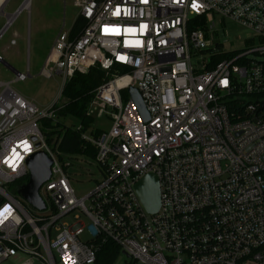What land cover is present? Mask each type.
Listing matches in <instances>:
<instances>
[{
    "label": "built area",
    "instance_id": "obj_1",
    "mask_svg": "<svg viewBox=\"0 0 264 264\" xmlns=\"http://www.w3.org/2000/svg\"><path fill=\"white\" fill-rule=\"evenodd\" d=\"M22 4L6 15L0 37ZM73 5L86 25L73 37L59 31L39 75H60L62 87L94 66L109 76L87 109L108 117L109 128L81 135L95 148L103 178L77 198L70 158L45 140L40 126L43 118L57 120L62 104L56 99L39 109L0 80V264L17 256L19 264H95L108 240L132 264H264V108L245 100L264 99L257 98L264 93V0ZM223 21L251 31L258 43L223 51L211 39ZM199 53L206 60H196ZM27 75L16 71L13 81ZM129 87L139 92L147 120ZM37 151L51 160L50 176L38 189L41 215L14 192L27 182V159ZM147 173L159 180L154 214L134 188Z\"/></svg>",
    "mask_w": 264,
    "mask_h": 264
},
{
    "label": "rangeland",
    "instance_id": "obj_2",
    "mask_svg": "<svg viewBox=\"0 0 264 264\" xmlns=\"http://www.w3.org/2000/svg\"><path fill=\"white\" fill-rule=\"evenodd\" d=\"M24 0H8L3 10L0 12V30L6 23V15L13 14ZM74 0H31L29 7L21 10L14 18L12 23L7 27L2 37H0V54L5 62L20 73H28L27 77L22 80H15V72L5 64L0 63V80L11 82V87L30 100L39 109L49 107L56 99L58 104H63L61 96L62 78L54 74L52 78L46 79L39 75L40 69L47 60L54 38L60 30L69 31L73 21L78 16V10L73 5ZM31 5L40 8L39 12L34 15L31 12ZM37 10V9H36ZM41 17L46 27L35 29V20ZM50 25V26H49ZM11 39H15V44H11ZM213 43L216 41L223 44V51H232L244 49L251 44H257L258 41L254 34L235 23L223 21L217 23L215 31L212 33ZM207 56L199 53L196 60H206ZM196 60H192L195 66L200 65ZM46 68L51 69L49 63ZM92 109L89 117L92 118V127L99 130L109 128L108 117L95 118ZM59 121L65 126L74 128L79 126V121L71 116L65 119L59 118ZM71 166L67 168L70 176V183L77 198H82L93 191L97 183L103 178V174L97 163L87 156L75 155L70 157ZM41 194L43 191L41 190ZM20 196V195H19ZM21 197V196H20ZM21 201L31 213L41 215L33 205L21 197ZM86 205L88 202H85ZM85 225H88L86 219H81ZM63 222H70L69 217H64ZM87 236L86 231L82 238ZM23 260L22 256L8 259L1 264H19ZM113 264H132L128 257L120 252ZM140 264V263H134Z\"/></svg>",
    "mask_w": 264,
    "mask_h": 264
},
{
    "label": "trees",
    "instance_id": "obj_3",
    "mask_svg": "<svg viewBox=\"0 0 264 264\" xmlns=\"http://www.w3.org/2000/svg\"><path fill=\"white\" fill-rule=\"evenodd\" d=\"M85 25V20L77 16L69 30L70 36L73 37L79 34ZM118 69L121 73L126 71L124 68ZM107 79H109V76L99 66L91 67L86 73L76 72L65 82L61 89L63 104L55 113L57 120L54 121L49 118L40 120L45 140L50 145L56 146L65 157L84 155L94 159L95 148L84 141L81 135L86 132L97 135L100 132L98 128L92 127V118L87 114V109L94 97L96 88ZM258 97L263 98L264 93ZM245 100L253 102L256 99L254 96H247ZM68 116L79 121L80 129L77 130L71 125L65 126L63 122L61 123L58 120L59 118L65 119ZM119 254V246L108 240L99 246L95 264H113Z\"/></svg>",
    "mask_w": 264,
    "mask_h": 264
},
{
    "label": "water",
    "instance_id": "obj_4",
    "mask_svg": "<svg viewBox=\"0 0 264 264\" xmlns=\"http://www.w3.org/2000/svg\"><path fill=\"white\" fill-rule=\"evenodd\" d=\"M3 64L14 71V69L6 62ZM127 92L135 104L141 118L143 120H147L148 113L137 89L129 87ZM253 103H259L258 110H262L264 108V99L255 100ZM50 165L51 160L44 152L37 151L30 155L27 159V166L29 169L28 180L27 182L16 186L14 189L15 193L20 195L23 199L39 210L44 209V203L39 196L38 189L49 178ZM134 188L145 210L150 214L156 213L160 206V188L158 177L153 173H147L136 181Z\"/></svg>",
    "mask_w": 264,
    "mask_h": 264
},
{
    "label": "crops",
    "instance_id": "obj_5",
    "mask_svg": "<svg viewBox=\"0 0 264 264\" xmlns=\"http://www.w3.org/2000/svg\"><path fill=\"white\" fill-rule=\"evenodd\" d=\"M18 9V8H17ZM16 9V10H17ZM30 9H31V12L34 14V15H36L37 16V14L36 13H38L39 12V9L40 8H35V7H33L32 5H31V7H30ZM37 9V10H36ZM17 16V15H16ZM15 16V17H16ZM14 17V18H15ZM14 20V19H13ZM33 26L35 27V29H39V28H41V27H46L47 26V24L45 25V23L43 22V20H42V18L41 17H37V19L35 20V25H34V23H33ZM50 26V25H49ZM57 36V35H56ZM55 39V38H54ZM53 44V43H52ZM52 47V46H51Z\"/></svg>",
    "mask_w": 264,
    "mask_h": 264
},
{
    "label": "bare ground",
    "instance_id": "obj_6",
    "mask_svg": "<svg viewBox=\"0 0 264 264\" xmlns=\"http://www.w3.org/2000/svg\"><path fill=\"white\" fill-rule=\"evenodd\" d=\"M3 0H0V10L1 8L3 7ZM31 0H24L22 3V8H28L29 7V4H30ZM3 10V9H2Z\"/></svg>",
    "mask_w": 264,
    "mask_h": 264
},
{
    "label": "snow or ice",
    "instance_id": "obj_7",
    "mask_svg": "<svg viewBox=\"0 0 264 264\" xmlns=\"http://www.w3.org/2000/svg\"><path fill=\"white\" fill-rule=\"evenodd\" d=\"M197 7V5H196V3L194 2L193 3V8H196ZM119 13V9H117V14ZM142 28H144V27H146L145 25H142L141 26ZM222 83H224V84H227V81H222Z\"/></svg>",
    "mask_w": 264,
    "mask_h": 264
}]
</instances>
